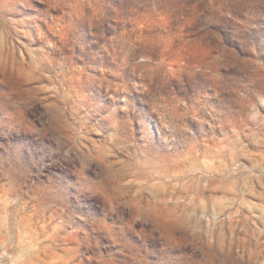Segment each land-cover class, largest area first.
I'll return each mask as SVG.
<instances>
[{
  "label": "rangeland",
  "instance_id": "obj_1",
  "mask_svg": "<svg viewBox=\"0 0 264 264\" xmlns=\"http://www.w3.org/2000/svg\"><path fill=\"white\" fill-rule=\"evenodd\" d=\"M0 264H264V0H0Z\"/></svg>",
  "mask_w": 264,
  "mask_h": 264
}]
</instances>
